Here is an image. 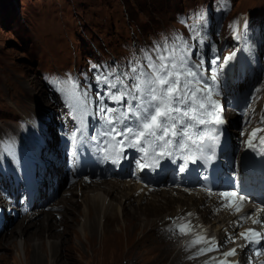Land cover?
Returning <instances> with one entry per match:
<instances>
[{
	"label": "rangeland",
	"instance_id": "rangeland-1",
	"mask_svg": "<svg viewBox=\"0 0 264 264\" xmlns=\"http://www.w3.org/2000/svg\"><path fill=\"white\" fill-rule=\"evenodd\" d=\"M205 1L207 0H0V138L17 124L19 118L40 108L52 117V121H56L55 107L46 98L47 90L42 81L45 71L70 70L85 63L89 55L111 57L113 54H125L133 39L145 41L151 36H158L161 31L176 25L178 12H184ZM233 2L235 12L249 11L253 19L264 21V0ZM231 116L235 118L234 115ZM239 126L241 122L236 119V127ZM235 136L240 135L237 132ZM237 147L242 148L240 145ZM112 179L125 180L110 178L103 181ZM71 185L67 186L66 180L60 183L53 196L44 193L42 197L46 204L39 210H46L45 206L61 204L62 197L70 195V192L65 191ZM81 199L79 197L78 202ZM39 210L16 219L8 217L5 230L0 235V264L26 263L23 250L17 247L21 239L9 248L4 247V242L11 229L22 224L24 216ZM168 212L170 211L167 209L156 210L147 217L131 214L124 223H111L107 229L108 234L119 238L117 244L105 246L100 254L91 252L95 258L90 257L82 243L85 241V234L78 225V236L74 237L73 244L79 243L82 247V251L76 253L81 258L80 264H172L176 253L174 249L181 246L178 237L181 238L183 234L168 231V225L176 220L173 215L165 216ZM41 216H45V213ZM54 216L61 221V214L54 212ZM213 218L209 216L208 220L212 221ZM160 219L166 221L163 226H160ZM143 225L148 228L144 230ZM155 226H159L157 231L152 229ZM64 228V225H58L59 230ZM150 229L153 231L150 232ZM98 235L100 239L102 234L99 232ZM145 236L146 239L158 237L162 240L159 245L161 243L165 248L161 247L159 252H150L148 245L140 243ZM170 241L177 242L178 246L171 245L174 249H167ZM163 251L165 254L161 256ZM84 252L86 256H83ZM189 263L192 262L188 260L179 264Z\"/></svg>",
	"mask_w": 264,
	"mask_h": 264
},
{
	"label": "bare ground",
	"instance_id": "bare-ground-1",
	"mask_svg": "<svg viewBox=\"0 0 264 264\" xmlns=\"http://www.w3.org/2000/svg\"><path fill=\"white\" fill-rule=\"evenodd\" d=\"M242 152V148L235 145V156H240ZM65 192H70V195L63 196L61 204L51 206L48 212L38 209L37 214L24 216L22 224L12 228L8 233L4 247L9 248L21 239L17 247L24 252L25 264H80L81 258L76 253L81 252L82 247L79 243L73 244L74 237L78 236V225L85 234V241L82 243L86 246L87 252L96 255L104 251L105 246L117 244L119 238L108 234L107 229L111 223L119 221L124 223L131 214L147 217L161 209L170 211L165 216L173 215L176 220L187 223L188 228L193 227L190 233H183L181 238L178 237L181 246L174 241H170L166 246L167 249L178 246L174 249L176 253L171 263L193 261L192 255L200 252L205 244L217 239L225 241L227 234L250 225L252 218H248L246 224H243V220L252 212L254 214L257 212L254 211L252 204L244 201L241 204L243 208L241 211H231L223 206L219 197L209 196L197 188L172 187L160 191L144 187L131 179H112L103 182L81 179ZM79 197L82 198L81 202H78ZM216 208H218L217 212ZM54 212L62 215V222L55 218ZM43 213L45 216H41ZM198 214L201 216L198 217ZM209 216L214 217L212 221L208 220ZM160 220H162L160 226H163L166 221ZM59 224L64 225L65 228L59 230ZM158 227L152 229L157 231ZM142 228L145 230L148 227L143 225ZM153 230L150 229V232ZM99 232L102 234L100 239ZM214 236L215 239H212ZM194 240L199 242L190 247ZM161 241L155 236L147 239L145 236L141 238L140 243L144 246L148 245L150 252H159L158 249L162 247L161 243L159 245ZM82 254L86 256L85 252ZM164 254L165 251L160 253L161 256ZM95 255L90 254V257L95 258Z\"/></svg>",
	"mask_w": 264,
	"mask_h": 264
},
{
	"label": "snow or ice",
	"instance_id": "snow-or-ice-1",
	"mask_svg": "<svg viewBox=\"0 0 264 264\" xmlns=\"http://www.w3.org/2000/svg\"><path fill=\"white\" fill-rule=\"evenodd\" d=\"M182 39L177 36L171 46L165 43L163 48L157 45L150 51H144L143 62L140 57L135 58L129 62L127 71L113 69L95 77L97 87L103 85L104 95L119 106L109 108L103 105V97L97 92L100 98L97 101L98 110L107 117V127L102 134L106 139L118 137L117 145L121 147L127 143L141 152L151 149L154 156L163 158L172 155L169 150L172 146L176 149L190 146L199 150L202 146V126L223 123L219 119H209L219 115V106L211 99V90L207 86H199V81L203 79L200 74L202 65L190 63L186 46H180ZM211 79L215 81V75ZM209 108L216 111L210 113ZM257 131L261 130H255L252 135ZM221 195L226 197L232 193ZM226 206L233 207L231 202ZM235 210L239 212L240 207L235 206ZM178 227L184 231V226ZM239 235L249 244L264 240L258 232L253 233V237L245 233ZM198 242L194 240L190 247ZM198 254H203V249ZM235 254L236 250L232 249L224 255ZM260 254L257 251L256 255Z\"/></svg>",
	"mask_w": 264,
	"mask_h": 264
}]
</instances>
